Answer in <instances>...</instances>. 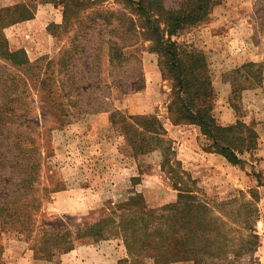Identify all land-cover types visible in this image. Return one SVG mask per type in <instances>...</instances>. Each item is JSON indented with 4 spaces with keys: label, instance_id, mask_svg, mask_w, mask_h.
Wrapping results in <instances>:
<instances>
[{
    "label": "rangeland",
    "instance_id": "obj_1",
    "mask_svg": "<svg viewBox=\"0 0 264 264\" xmlns=\"http://www.w3.org/2000/svg\"><path fill=\"white\" fill-rule=\"evenodd\" d=\"M181 1L165 0V8L177 10ZM29 18L38 19L46 34L29 38L40 43L35 59L20 48L29 34L15 28ZM133 21L139 23L135 6L123 0H0V205L11 211L0 213V264H194L148 250L142 230L136 243L125 236L143 213L175 204L177 185L189 180L211 202L212 217L227 223L231 240L229 255L205 264H257L264 198L259 158L251 152L233 165L207 155L213 153L209 139L197 127L169 121L174 70L168 58L162 74L146 31L135 43ZM206 21L185 26L173 41L189 54H202L212 76L218 58L195 44ZM252 21L264 50V0H255ZM153 72L162 76L161 101L143 109L147 74ZM245 72L230 75L238 81L234 98L242 122L250 100L246 89L264 74L259 65ZM247 75L254 80H245ZM94 116L114 124L102 136L81 137L77 124ZM130 116L146 117L138 125H164L181 169L167 163L163 169V150L145 149L138 136L141 149L132 155L123 130L134 124L122 122ZM71 186L73 197L66 198ZM244 210L259 247L238 257L246 237L238 219Z\"/></svg>",
    "mask_w": 264,
    "mask_h": 264
},
{
    "label": "trees",
    "instance_id": "obj_2",
    "mask_svg": "<svg viewBox=\"0 0 264 264\" xmlns=\"http://www.w3.org/2000/svg\"><path fill=\"white\" fill-rule=\"evenodd\" d=\"M123 1L135 6L138 16L139 23L133 21L131 38H136L135 43H138L142 33L146 31L154 43V50L159 55L158 65L162 74L168 58L174 70L175 99L167 109L169 121L173 125L187 124L198 127L201 134L209 139V150L223 156L233 165L241 164L240 157L253 152L257 147L256 132L242 121L226 128L217 124L212 115L215 100L211 86L212 76L207 70L205 58L202 54H189L183 51L184 49L173 41L185 26L196 25L207 19L218 0H182L179 8L173 11L165 8V0ZM30 19L32 18L27 20ZM162 24L164 27L161 28ZM163 58L164 64H162ZM138 119L145 122L146 117L130 116L122 120L123 123L126 121L134 124L130 132L123 130L134 155L136 156L138 149H141L138 148L139 143L136 140L138 136L143 144L141 146L145 149L153 150L157 147L163 150L164 163H161L163 169L167 163L178 171L180 164L173 158L175 152L171 147V141L167 138L164 125L158 122L138 125L136 124ZM178 186L175 189L178 192L177 202L159 210L143 213V220L132 222L134 230L127 229L126 238L136 243L139 239L137 234L142 230L145 239L150 240L149 243L144 242L148 250L162 254L173 261L205 264L206 259L220 260L229 255L228 253L232 251L231 246H228L231 240L226 231L227 223L212 217L211 202L198 196L193 180H189L187 186ZM0 213L2 217H7L11 211L0 205ZM243 215L244 217L239 213L238 219L246 237L242 251L236 255L238 257L250 256L259 247V238L254 225L247 219L245 210ZM152 242L156 245L150 244ZM126 245L130 247L129 241Z\"/></svg>",
    "mask_w": 264,
    "mask_h": 264
},
{
    "label": "crops",
    "instance_id": "obj_3",
    "mask_svg": "<svg viewBox=\"0 0 264 264\" xmlns=\"http://www.w3.org/2000/svg\"><path fill=\"white\" fill-rule=\"evenodd\" d=\"M254 10L255 0H221L212 7L207 21L199 28L200 32H198L195 39L196 47L212 52L219 61L213 66L211 77V86L215 94L212 115L217 124L223 128L233 126L242 119L237 112L239 105L235 103L236 99L234 98L238 81L232 79L230 75L232 73L237 76L242 75L249 65L262 66L264 71L263 44L259 41L257 43L256 29L252 21ZM17 25L15 27L18 30L17 32L25 30L26 34H29V37L26 41H23L20 48L30 58H38L41 52L40 43L37 46L36 43L29 42V38L35 41L39 36L44 37L46 34L43 31V24L38 19L33 18L24 22V24ZM237 71L240 74H237ZM161 77L160 72H153V77L147 74V82L143 93V97L147 101L141 105V108H154L160 104L161 97L157 89H159L158 84L161 83ZM248 78L254 80L249 75L246 76L245 80ZM246 90L249 93L247 99L250 100L245 109L248 111L247 115L243 119L244 123L252 127L257 134V147L252 155L259 158L258 170L264 175V74L255 87ZM242 101L244 102V100ZM134 109L141 112L145 111L137 107ZM110 124L113 125V122L109 117L94 116L84 124H77V128L81 130V137H84V135H86V138L87 135L98 137L105 133ZM127 147L130 148L133 155V149L128 143ZM207 155L219 156L214 152L207 153ZM220 157L223 158L221 155ZM69 189L65 190L66 198L73 197V187L71 186ZM261 189H264V187H261ZM69 202L74 201L69 200ZM261 203L263 207L262 219L258 223L261 245L256 253L257 264H264V198Z\"/></svg>",
    "mask_w": 264,
    "mask_h": 264
}]
</instances>
